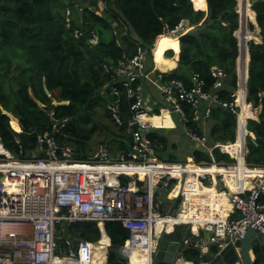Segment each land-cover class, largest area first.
I'll use <instances>...</instances> for the list:
<instances>
[{"label":"built area","instance_id":"built-area-1","mask_svg":"<svg viewBox=\"0 0 264 264\" xmlns=\"http://www.w3.org/2000/svg\"><path fill=\"white\" fill-rule=\"evenodd\" d=\"M190 28L188 21L181 19L164 35L179 39ZM234 37L238 39L236 82L226 100L221 99L220 92L227 74L216 66L209 69L210 85L198 73L190 76L189 83L168 78L170 70L162 72L156 64L151 65L145 49L130 57L122 55L115 65L106 68L110 73L104 88L110 99L106 109L118 127L127 123L124 126L131 140L127 149L114 155L107 145L99 144L87 160L74 159L71 147L60 146L57 140L68 119L57 121L52 111L48 113L52 128L36 137L35 157H15L0 139V264H112L106 247L101 259L93 254L94 243L70 244L66 227L77 222H95L99 229L106 222H120L128 232L120 246L131 252L127 264H160L153 260L157 240L175 226H196L203 234L208 233L206 243L196 239L200 246L221 248L225 238L242 239L250 229L264 237V205L259 201L264 195V164L245 161L250 136L247 124L249 120L258 121L259 108L247 101L249 59H245L237 35ZM88 42L96 44L97 36L91 35ZM154 46L155 42L152 55ZM154 89L161 101L154 102L157 114L162 110L176 114L188 140L204 149L210 162L166 161L159 157L150 134L132 129L133 125L147 131L159 128L143 119L156 115L146 104L147 99L156 98ZM122 96L130 112L126 122L119 109ZM216 107L234 116L233 141L210 143L205 135L185 127L189 122L186 109L192 113V122L200 126ZM215 150L233 161H215ZM205 183L214 190L217 201L202 193ZM165 191L181 200L174 215V203L162 199L161 192ZM220 196L226 197L236 211L234 219L218 218Z\"/></svg>","mask_w":264,"mask_h":264},{"label":"trees","instance_id":"trees-1","mask_svg":"<svg viewBox=\"0 0 264 264\" xmlns=\"http://www.w3.org/2000/svg\"><path fill=\"white\" fill-rule=\"evenodd\" d=\"M102 1L104 7L100 11L98 0H0V139L15 157L36 156V137L52 128L48 114L52 111L57 121L68 119L57 138L59 145L70 146L74 159L87 160L92 149L89 142L97 131L96 110L102 107L105 117L117 126L106 109L110 101L104 91L110 80L106 68L115 65L122 55L130 57L142 49L152 64V44L181 19L187 20L194 30L180 36L178 52L172 49L163 52L166 58L173 57L177 62L167 77L189 83L190 76L198 73L210 85L209 69L216 66L227 74L221 99H228L235 88L238 45L233 34L239 27L236 0ZM253 1L251 9L255 17L251 15L249 23L255 24L256 19L262 40L248 43L247 101L259 108V114L258 121L249 120L247 124L256 144L250 136L247 138L245 161L261 166L264 164V0ZM206 4V8L202 7ZM249 28L252 31L254 26L250 23ZM93 34L97 36L96 44L88 42ZM253 40L259 39L254 36ZM5 79L17 83L10 93L6 91ZM63 102L67 104L54 105ZM119 109L122 119L128 121L130 112L124 96ZM186 115L189 122L185 127L202 135V126L192 122L189 109ZM206 122L209 142L234 140L236 122L227 110L213 108ZM111 136L112 140L101 143L109 147L112 141L117 142L118 151L129 147L130 135L124 125ZM149 139L157 140L161 158L166 156L164 159L170 162L180 160L171 154L176 145L169 146L165 137L154 134ZM188 156L194 163L211 161L202 148L192 147ZM213 159L233 161L218 150L213 152ZM259 201L264 205V195ZM105 231L113 245L123 246L128 237L120 222H106ZM65 235L74 244L76 238L94 242L100 232L95 222H77L66 227ZM175 237L181 238L179 234ZM93 254L103 259L105 248L93 249ZM182 258L185 261L181 260V264L199 263V254L189 247L184 248ZM108 262L115 263L112 255Z\"/></svg>","mask_w":264,"mask_h":264},{"label":"water","instance_id":"water-1","mask_svg":"<svg viewBox=\"0 0 264 264\" xmlns=\"http://www.w3.org/2000/svg\"><path fill=\"white\" fill-rule=\"evenodd\" d=\"M254 0L253 2H255ZM193 3V0H192ZM250 8H251V4ZM251 11L255 12L251 9ZM255 24L256 19H255ZM252 24V25H255ZM258 26V25H257ZM239 28H240V20H239ZM238 28V29H239ZM260 30V28L258 27ZM193 28H190L188 32L193 31ZM187 32V33H188ZM186 34V33H185ZM248 49V48H247ZM248 59L250 61V54L248 52ZM47 94V90H45ZM64 105L63 103H54V105ZM40 105V103H38ZM127 125V123H124ZM132 129L140 130L143 135L156 133L157 136L162 137L164 132L169 131L170 128H156L141 130L137 125L131 126ZM253 142L254 139L251 137ZM256 144V143H255ZM173 182V180L171 181ZM219 188V184L217 185ZM172 215L175 214V210H173ZM100 237L98 240L91 242L97 244L100 242V239L103 235L108 237L109 243L106 246L108 258L110 255L114 257V262H123L128 263L129 257L131 256V252L129 250H125L120 246L113 245L109 236L105 231V225L99 229ZM177 233V229H174L173 234ZM170 234H162L158 240L156 248L153 252V260L154 262L160 264H176V260L182 256L185 247H189L195 249V251L199 254V263L198 264H264V237L256 232L253 229H250L246 232L245 236L242 239H232L225 238L223 241V246L219 248V245L211 246L210 244H205L204 246H200L196 244V240L189 241L188 231L185 232V237L180 241H176L175 239H169ZM209 237V234L206 233V238ZM85 241L82 238H76L75 242ZM188 245V246H185ZM217 246V247H216ZM216 248V249H215ZM214 251V252H213ZM241 257V258H240Z\"/></svg>","mask_w":264,"mask_h":264},{"label":"bare ground","instance_id":"bare-ground-1","mask_svg":"<svg viewBox=\"0 0 264 264\" xmlns=\"http://www.w3.org/2000/svg\"><path fill=\"white\" fill-rule=\"evenodd\" d=\"M237 3H238L237 8L239 10V11L237 10V12L240 13V28L236 32V35H237V37L240 40V44H241L242 50L244 52L245 59H247L248 56H247V54L245 52V45L244 44H245V42H247L250 39H253V37H254L253 33L251 31H249L250 29L248 30L249 19H250V17H252L251 15H254V13L250 9L249 0H237ZM168 49H172V50L178 52V50H179V39L176 38V37L169 36V35H163V37L161 39L156 40L155 46H154V49H153V58H154V62L156 64L155 65L156 68H158L162 72H166V71L172 70V69H174L176 67V64H175L174 60L172 58H170V59L166 58L164 56V54H163V52L168 50ZM164 111H166V110H164ZM244 113L248 114L246 111ZM160 115L143 116V119L146 122H150L151 124H153L156 127H158L160 125V123H162V125L169 124V122H170V119L168 117L169 114L168 115L164 114L158 119V116H160ZM187 168H190V166L188 165ZM205 192L214 193V190L213 189H209L207 187H204L202 189V193H205ZM208 195H209L210 199H213V198L216 197V195H212V194H208ZM213 200L217 201V197L215 199H213ZM226 201L219 199V202L222 203L223 207H227L228 208V204H227L228 202H226ZM177 205H178V203H177ZM177 205L174 204V210H176ZM169 226H171V225H169ZM108 243H109L108 237L106 235H103L101 237V239H100V242L97 243L96 245H92L91 247L93 249H101V248H105L108 245ZM142 263H145L144 260H142Z\"/></svg>","mask_w":264,"mask_h":264},{"label":"rangeland","instance_id":"rangeland-1","mask_svg":"<svg viewBox=\"0 0 264 264\" xmlns=\"http://www.w3.org/2000/svg\"><path fill=\"white\" fill-rule=\"evenodd\" d=\"M237 2V0H236ZM249 4H251V0H249ZM238 5V3H237ZM98 6L100 8V11L103 10V3L101 2H98ZM251 9V8H250ZM238 8L236 6V12H237ZM239 11V10H238ZM238 15H239V12H237ZM239 20H240V15H239ZM251 24H253L252 22H250ZM249 23V24H250ZM248 24V25H249ZM254 26V25H253ZM249 26H248V30H249ZM256 27L254 26V29L251 31L254 36H258V34L256 33ZM239 30V29H238ZM237 30V31H238ZM236 31V32H237ZM236 32H234L233 35L236 36ZM249 41H254V42H257L253 39H250L248 40L247 43H249ZM237 42H238V39H237ZM238 45V43H237ZM176 52V51H175ZM4 85L6 87V91L7 93H10L12 91V88H16L17 86V83L16 81L15 82H11L10 80L7 81V79L4 80ZM147 104H150L148 102H146ZM153 112H149V114H151ZM172 120L176 123V129L172 130V131H167L164 133V136L166 137L167 141H168V144L169 146H171L172 144H175L176 145V150H171V154L172 155H176L179 159H184L185 156L187 154H190L188 151L192 148L190 142L187 140V138L185 137V133H184V130H183V125L181 123H179L177 121V118L178 116L176 114H172ZM94 121L95 123L97 124V131L96 133L93 135L91 141L89 142V148H92L91 149V154L95 151L96 147L98 144H100L101 142H104L106 140H112V134L113 132H117L118 131V127L115 126L110 120H108L106 117H105V111L102 107L98 108L96 110V115L94 117ZM203 126V124H202ZM208 125L205 124V129L208 128L207 127ZM204 129V133L207 135V131ZM117 146H118V143L117 142H111L109 147L110 149H117ZM169 149H171L169 147ZM163 157H166V156H163ZM183 157V158H182ZM162 196H163V201H169V202H172L174 204L177 205L178 201L180 200L177 195H170L167 196V192H161ZM167 230L170 231L171 230V226L167 227Z\"/></svg>","mask_w":264,"mask_h":264},{"label":"crops","instance_id":"crops-1","mask_svg":"<svg viewBox=\"0 0 264 264\" xmlns=\"http://www.w3.org/2000/svg\"><path fill=\"white\" fill-rule=\"evenodd\" d=\"M200 6H202V5H200ZM203 7H207V4H206V6H203ZM204 11V10H203ZM205 12H207V10H205ZM255 27H256V33L258 34V39H259V41H257V43H260L261 42V36H260V30L258 29V26L255 24L254 25ZM172 58V57H171ZM153 64H155V62H154V59H153V62H152V64L151 65H153ZM176 66H177V62H176ZM156 67V66H155ZM176 68V67H175ZM174 68V69H175ZM174 69H172V70H174ZM172 70H170V71H172ZM152 93L155 95V97L156 98H149V99H147V102L148 103H150V104H147V108H148V110L149 109H151L153 112H158V107H154V102H159V104H161L160 102V98H159V93H158V91L156 90V89H154V90H152ZM244 112H245V110H244ZM164 114H166V115H168V113L166 112V111H164V110H162V112H161V115L160 116H158V119L162 116V115H164ZM259 114V113H258ZM159 115V114H158ZM172 115H168V117H169V119H170V122H169V124H166V125H162V123H160V125L158 126L159 128H170V130L169 131H172V130H174V129H176V123L172 120V117H171ZM11 120H15L16 122H17V120L15 119V118H11ZM202 124H203V126H202ZM201 124V126H202V135H205L207 138H208V134L206 135L205 133H204V129H205V124H207L208 125V123L205 121L204 123H202ZM208 128H206L205 130L207 131V133H208V131H209V125L207 126ZM167 132V131H166ZM165 133V132H164ZM163 133V134H164ZM154 134H156V133H153V134H150V135H154ZM149 135V136H150ZM157 135V134H156ZM162 137H165L164 135L162 136ZM185 137L187 138V136L185 135ZM250 137H252L253 139H254V135L252 134V133H250ZM166 138V137H165ZM167 140V139H166ZM187 140H188V138H187ZM209 140V139H208ZM152 141H154L155 142V144H156V147H157V150L159 149V145L157 144V140H152ZM189 141V140H188ZM168 142V141H167ZM190 142V141H189ZM228 141H226V142H218V143H227ZM210 143H212V142H210ZM100 144H102V143H100ZM190 144H191V146L192 147H196V146H194L191 142H190ZM99 145V144H98ZM97 145V146H98ZM105 145H107V144H105ZM172 145H174V144H172ZM171 145V146H172ZM109 148V147H108ZM109 150H110V148H109ZM112 151H114V153H112L111 152V150H110V152H111V154H116L117 152H118V150L117 149H112ZM190 151H191V149L188 151L189 153H190ZM158 152V151H157ZM158 154H159V152H158ZM188 155H190V154H187L186 156H185V158L184 159H180V160H178V161H176V162H182V163H187V162H189L190 160H193L191 157H189ZM159 157L161 158V156L159 155ZM164 158H167V157H164ZM164 158H162V159H164ZM183 158V157H182ZM190 166V165H189ZM204 187H209V184L208 183H205L204 185H203ZM217 187V186H216ZM167 192V196H168V191H165V193ZM205 193H207V194H212V195H215V193H210V192H205ZM162 196V195H161ZM162 199H163V196H162ZM226 199V197H222V196H220V200H224V201H226L225 200ZM168 201V200H167ZM167 201H165V202H167ZM181 202V200H179L178 201V203H180ZM222 202V201H221ZM220 202V204L221 205H219V207H220V209L223 211V212H221V210H219L220 211V213L218 214V218H222V219H228L229 221L230 220H232V219H234L237 215H236V211L232 208V206L230 205V203L228 202V201H226V202H228L227 204H228V208L227 207H223V205H222V203ZM227 209V210H226ZM225 212V213H224ZM174 229H177V233L176 234H179V236H181V238L179 239V237L177 238V237H175V234H173V232H174ZM174 229H173V231L171 232V233H169L170 235H169V239H175L176 241H180L182 238H184L185 237V232L186 231H188V235H189V241H191V240H196V239H199V238H201V240H202V242L203 243H206L207 242V238H206V234H203V232H201V231H199L198 230V228H196V226H193V228L192 227H187V226H184V225H181V226H175L174 227ZM197 230V231H196ZM166 235H168V234H166ZM186 246V245H185ZM182 258V256L179 258V259H177L175 262H176V264H181L180 263V261L181 260H184L183 258ZM180 260V261H179ZM185 261V260H184ZM190 263V262H189ZM193 263V262H192ZM194 264V263H193Z\"/></svg>","mask_w":264,"mask_h":264},{"label":"clouds","instance_id":"clouds-1","mask_svg":"<svg viewBox=\"0 0 264 264\" xmlns=\"http://www.w3.org/2000/svg\"><path fill=\"white\" fill-rule=\"evenodd\" d=\"M189 26H190V25H189ZM190 27L193 28V26H190ZM238 28H239V27H238ZM237 30H238V29H237ZM237 30H236V31H237ZM183 35H184V34H183ZM164 56H165V55H164ZM172 58H173V57H172ZM170 72H172V71H170ZM156 115H158V114H156ZM127 133H128V132H127Z\"/></svg>","mask_w":264,"mask_h":264},{"label":"flooded vegetation","instance_id":"flooded-vegetation-1","mask_svg":"<svg viewBox=\"0 0 264 264\" xmlns=\"http://www.w3.org/2000/svg\"><path fill=\"white\" fill-rule=\"evenodd\" d=\"M186 246H188V245H186Z\"/></svg>","mask_w":264,"mask_h":264}]
</instances>
